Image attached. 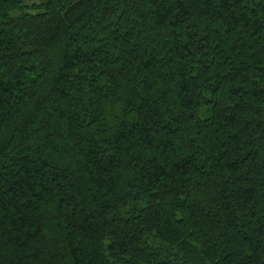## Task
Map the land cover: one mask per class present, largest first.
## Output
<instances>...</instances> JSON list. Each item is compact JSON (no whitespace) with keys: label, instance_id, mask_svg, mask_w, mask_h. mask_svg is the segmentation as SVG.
<instances>
[{"label":"trees","instance_id":"obj_1","mask_svg":"<svg viewBox=\"0 0 264 264\" xmlns=\"http://www.w3.org/2000/svg\"><path fill=\"white\" fill-rule=\"evenodd\" d=\"M0 264H264V0H0Z\"/></svg>","mask_w":264,"mask_h":264},{"label":"rangeland","instance_id":"obj_2","mask_svg":"<svg viewBox=\"0 0 264 264\" xmlns=\"http://www.w3.org/2000/svg\"><path fill=\"white\" fill-rule=\"evenodd\" d=\"M25 4L31 5V4H39V0H23Z\"/></svg>","mask_w":264,"mask_h":264}]
</instances>
